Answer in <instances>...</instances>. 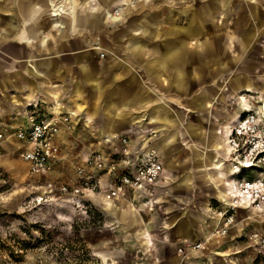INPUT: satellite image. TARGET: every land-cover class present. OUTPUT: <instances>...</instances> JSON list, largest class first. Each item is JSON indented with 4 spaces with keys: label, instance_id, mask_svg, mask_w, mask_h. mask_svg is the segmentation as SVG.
Here are the masks:
<instances>
[{
    "label": "crops",
    "instance_id": "0c3cea01",
    "mask_svg": "<svg viewBox=\"0 0 264 264\" xmlns=\"http://www.w3.org/2000/svg\"><path fill=\"white\" fill-rule=\"evenodd\" d=\"M50 1L0 0V130H8L0 137V145L8 149L2 155L17 152L23 157L30 147L10 131L28 125L35 102L43 117L58 118L62 112L74 111V128H63L54 139L62 158L49 174H34L23 158L30 174L45 178L39 184L45 192L49 179L77 182L76 164L91 149L109 148L103 138L115 133L129 135L133 146L147 144L156 149L164 164V176L148 202H143L140 192L136 194L137 208L129 196L86 193L104 224L99 232L109 231L114 237L91 245L98 247L103 262L181 264L178 248L187 239L208 242L186 264H264V249L251 240L253 232L245 230L249 217L243 209L229 234L212 235L235 180L255 178L249 170L235 173L228 139L247 109L263 111L264 92L250 93L253 83L242 74L219 78V66L212 62L208 66L192 54L198 50L187 43L200 22L199 18L194 22L190 34L182 29L190 22L179 15L181 11L196 14L188 13L187 0H179L172 15L165 16L161 10L144 14L145 25L140 22L136 29L142 33L102 30L99 50L86 43L94 36L89 32L92 27L106 24L105 12L83 8V14L56 17L50 14ZM107 1L100 0V8H106ZM241 1L253 10L243 29L229 40L236 39L245 56L247 45L264 33V15L258 12L264 9V0ZM212 2L208 8L216 11L227 8L231 0L219 7ZM150 13L158 14L159 22L146 20ZM208 15L214 20L215 13ZM166 17L175 22V31L162 34L157 30ZM259 21V27H251ZM110 39L116 49L103 57V49L111 48ZM3 163L12 167L10 161Z\"/></svg>",
    "mask_w": 264,
    "mask_h": 264
},
{
    "label": "rangeland",
    "instance_id": "374dc122",
    "mask_svg": "<svg viewBox=\"0 0 264 264\" xmlns=\"http://www.w3.org/2000/svg\"><path fill=\"white\" fill-rule=\"evenodd\" d=\"M99 1L54 2L57 5L64 3L65 10L56 17L83 14L86 9L96 14L101 10L105 12L106 24L92 27L89 32L94 36L86 43L89 48L98 50L102 49L99 37L102 30L108 34L142 33V29H136L140 22L145 25L142 18L144 14L161 10L165 16L172 15L179 0H119L116 4L108 0L106 8H100ZM208 2L209 0H187L188 13L196 12L197 15L183 14V10L179 14L190 22L187 27L182 28L187 34L193 32V24L199 18L200 28L187 43L192 49L198 50L192 54H196L198 61L206 62L208 66H211V62L212 66H219V78L242 74L253 83L250 93L256 95L264 92V33L247 45L245 56H241L238 41L229 40L243 29V23L253 9L245 6L241 0H231L227 8L213 11L208 8ZM227 3L228 0H213L212 5L219 7ZM258 12L264 15L263 8H258ZM208 13H215L214 20L209 19ZM252 18L255 20L256 16L252 15ZM146 20L159 22L160 18L158 14L150 13ZM259 23L260 21L247 26L255 29L261 25ZM159 27L157 26V31L162 34L173 32L175 22L166 17ZM107 43L111 48L103 49V57L116 49L114 39L107 40ZM170 48L168 46L166 50ZM2 55L3 48L0 44V56ZM222 87L225 89L226 85ZM10 142L14 144L13 141ZM6 150L8 149L0 145V264H119L111 259L103 262L98 256V247L91 248L94 243L114 238L109 231L99 232L104 224L96 210L86 213L76 208L67 199V195L60 194L59 191L45 192L39 186L45 178L30 174L27 161L17 152L2 155ZM3 160L10 161L12 167L6 168ZM250 172L256 179L264 180V168L258 167ZM241 209L249 217L245 222V230L249 228L253 233L260 232L264 235V212L255 211L253 207H241L240 211ZM90 233L91 239H88ZM249 250L253 253L254 247Z\"/></svg>",
    "mask_w": 264,
    "mask_h": 264
},
{
    "label": "built area",
    "instance_id": "2783aa9c",
    "mask_svg": "<svg viewBox=\"0 0 264 264\" xmlns=\"http://www.w3.org/2000/svg\"><path fill=\"white\" fill-rule=\"evenodd\" d=\"M57 1V0H54ZM56 16V14H53ZM104 55V53H102ZM59 104V103H58ZM34 112L30 115L28 125L11 128L10 132L30 147L22 156L30 163L34 174L47 175L61 160L60 146L54 141L63 130L74 128V111L63 113L58 118L40 116L41 106L32 104ZM263 111L252 108L245 111L240 120L231 128L229 143L231 158L235 169L249 170L264 168V102ZM8 131V130H7ZM6 130H0L3 137ZM103 141L109 148L91 149L83 162L76 164L78 180L75 183H58L54 179L46 182L50 192L60 191L69 196L72 204L86 213L92 211V205L86 199L87 192H107L114 198L128 197L137 208L136 194L140 192L143 202L154 194V188L164 176V164L156 149L147 144L133 146L129 135L112 134L104 136ZM106 175L107 178L102 176ZM238 192L223 201L220 216L213 236L229 234L235 225L236 215L241 207L257 208L264 211V180L243 177L238 179ZM255 245L264 249V235L254 232L250 236ZM205 241L184 240L178 248L182 255L181 264H186L190 255L206 248ZM264 257V251L261 253ZM264 263V260H263Z\"/></svg>",
    "mask_w": 264,
    "mask_h": 264
},
{
    "label": "bare ground",
    "instance_id": "6f19581e",
    "mask_svg": "<svg viewBox=\"0 0 264 264\" xmlns=\"http://www.w3.org/2000/svg\"><path fill=\"white\" fill-rule=\"evenodd\" d=\"M61 1H69V2H74V0H57V1H54V0H51L50 3H49V7H50V10H51V13L52 15L53 14H56V15H61L62 12H65V10L63 9L64 7V3H61L59 5H57V3H54V2H61ZM57 5V6H56ZM249 107V106H248ZM230 138V137H229ZM231 144L229 143V139H228V151L231 152ZM230 159V158H229ZM235 169V168H234ZM235 173L239 172L240 169H235L234 170ZM237 177V176H236ZM238 192V185H237V179L235 180V186H234V191L232 189V194H237ZM254 210L256 211H260V212H264L263 210H260V209H257V208H254Z\"/></svg>",
    "mask_w": 264,
    "mask_h": 264
}]
</instances>
